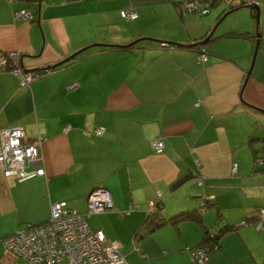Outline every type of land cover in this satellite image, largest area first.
<instances>
[{
  "label": "crops",
  "instance_id": "crops-1",
  "mask_svg": "<svg viewBox=\"0 0 264 264\" xmlns=\"http://www.w3.org/2000/svg\"><path fill=\"white\" fill-rule=\"evenodd\" d=\"M184 1L0 0V53L17 52L27 70L82 51L25 86L0 73V131L40 138L44 170L23 182L0 171V264H13L4 237L48 222L54 202L85 213L96 188L110 192L114 209L87 223L119 245L125 264H193L204 227L224 226L231 230L205 264H264V220L260 229L241 225L264 209V0H252L258 28L256 11L237 0L204 15L175 6ZM124 8L138 18L123 20ZM21 9L34 19L14 20ZM98 127L103 137L92 136ZM156 138L162 154L150 147ZM158 203L166 219L198 212L203 225L185 220L137 236Z\"/></svg>",
  "mask_w": 264,
  "mask_h": 264
},
{
  "label": "built area",
  "instance_id": "built-area-1",
  "mask_svg": "<svg viewBox=\"0 0 264 264\" xmlns=\"http://www.w3.org/2000/svg\"><path fill=\"white\" fill-rule=\"evenodd\" d=\"M238 5H253L256 1L237 0ZM205 6L198 1H184L181 11L184 13L206 14ZM120 16L125 21H134L138 14L133 9L124 8ZM14 20H33V14L27 9L13 12ZM208 60V53L203 46L197 50V62ZM50 71L46 70L45 74ZM0 73H11L17 77L21 86L41 77L37 72L27 70L22 64V57L17 52L0 53ZM44 74V75H45ZM43 75V76H44ZM76 85H71L69 89ZM66 125L62 131L70 130ZM105 129L98 127L93 135L102 137ZM85 135L89 133L84 131ZM24 141L22 128L4 129L0 131V171L6 178L17 182L27 181L44 175V170L38 166L39 142ZM155 154H162L164 141L156 138L151 142ZM235 167L232 168V172ZM158 195V199H160ZM113 208V200L109 191L103 188L94 189L87 197L85 213H79L66 207L64 203L51 204L49 221L27 226L23 231L6 237L2 241L4 250L11 256L23 260L26 264H125L119 245L109 242L102 230H91L86 218L99 215ZM154 205L150 206V211ZM264 220V209L257 212L255 222H242V226L252 224L260 229ZM195 264H204L208 256L203 249L190 250Z\"/></svg>",
  "mask_w": 264,
  "mask_h": 264
},
{
  "label": "trees",
  "instance_id": "trees-1",
  "mask_svg": "<svg viewBox=\"0 0 264 264\" xmlns=\"http://www.w3.org/2000/svg\"><path fill=\"white\" fill-rule=\"evenodd\" d=\"M185 1H188V0H185ZM194 1H198L199 3H201V5L205 6L206 8H211V7L212 8H215V7H218L222 3L223 0H194ZM183 3L184 2H182L180 4H176L175 6L180 9ZM236 6H241V5H236ZM236 6H234L233 8H235ZM200 45L201 44L198 43L197 45H192V46H196L195 48L198 49L200 47ZM79 54H77V55H79ZM45 71H46L45 69H40V70H35L34 72H37L38 75L43 76L45 74ZM92 136H94V135L92 134ZM94 137L100 138V137H97V136H94ZM260 144H261L260 150L262 152V155L264 156V139L261 141ZM150 145H151V143H150ZM113 209L114 208H112L111 210L105 211L104 213L110 212ZM151 211L152 212L148 215V218L146 219V221L144 222V224L142 225V227L139 229V231L137 233V236L143 237V236H146V235L154 232L155 230L159 229L160 227L164 226L165 224L175 225V224H177V223H179L181 221H185V220L194 221V222H197V223L202 224V222L200 220V215L198 214V212H196V213L195 212H187V213H184L183 212V213H180V214H178L176 216H173V217H171L169 219H166L161 214V211H162V209H161V203L156 204ZM104 213H102V214H104ZM99 215H101V214H99ZM92 216H98V215H92ZM92 216H90V217H92ZM86 222H87V220H86ZM29 226H32V225H29ZM230 230H231V228L230 227H227V226H224V227H221V228L217 227V229H216L215 232L210 233L211 231L207 230L204 227V235H203V238H202L201 242L199 243V245L196 248H193V249H203L206 252V254H207L208 258H209L210 252L218 246V241H219L220 236L223 235L226 232H229ZM13 234H15V233H13ZM13 234H11V235H13ZM11 235H8V236H11ZM8 236H6V237H8ZM6 237H4L1 240V242ZM193 249H191V250H193ZM207 261H208V259H207ZM194 264H195V262H194Z\"/></svg>",
  "mask_w": 264,
  "mask_h": 264
},
{
  "label": "water",
  "instance_id": "water-1",
  "mask_svg": "<svg viewBox=\"0 0 264 264\" xmlns=\"http://www.w3.org/2000/svg\"><path fill=\"white\" fill-rule=\"evenodd\" d=\"M240 8H252V9H254V10L256 11L255 22H256V27L258 28V22H259V9H258V7L256 6V4H253V5H246V6H242V7H240ZM205 10H206V14H208V12H209L208 8H205ZM233 11H235V9H234V10H229V11L224 12V13H220L218 20H217L216 23L213 25V27L210 29V31H209L207 37L201 42L202 44H205V43H207L209 40H211V38H212V36L214 35V33H215L216 29L218 28V26H219V25L225 20V18H226L230 13H232ZM197 15H203V14H197ZM255 35H256V38L259 37V34H258L257 31H256V34H255ZM257 44H258V42H257ZM97 46H102V45H97ZM103 47H105V46H103ZM256 50H257V48L255 49V52H254V54H253V60H252L251 66H250V68H249V70H248V72H247V75H248V76H250V73H251V68H252V65H253V62H254V59H255ZM80 52H82V51H78L77 53H75V54L71 55L70 57H68V58H66V59H64V60H62V61H60V62L57 63V64H54V65H52V66H48V67H46V70H48V71L53 70V69L57 68L58 66H61V65L65 64V63L69 62L70 60L74 59V57H75L77 54H79Z\"/></svg>",
  "mask_w": 264,
  "mask_h": 264
},
{
  "label": "rangeland",
  "instance_id": "rangeland-1",
  "mask_svg": "<svg viewBox=\"0 0 264 264\" xmlns=\"http://www.w3.org/2000/svg\"><path fill=\"white\" fill-rule=\"evenodd\" d=\"M210 9H212V7L210 8ZM235 172V171H234ZM234 172H232V173H234ZM190 254V253H189ZM188 254V255H189ZM189 257H190V255H189ZM12 261H13V264H26L23 260H20V259H18L17 257H15V256H13V258H12ZM192 263H193V261H192ZM194 264V263H193Z\"/></svg>",
  "mask_w": 264,
  "mask_h": 264
}]
</instances>
